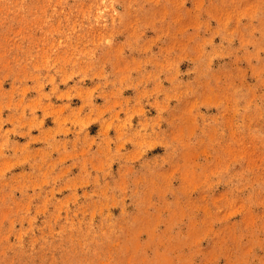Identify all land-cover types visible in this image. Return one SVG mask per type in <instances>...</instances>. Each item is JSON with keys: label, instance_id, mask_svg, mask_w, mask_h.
<instances>
[{"label": "rangeland", "instance_id": "rangeland-1", "mask_svg": "<svg viewBox=\"0 0 264 264\" xmlns=\"http://www.w3.org/2000/svg\"><path fill=\"white\" fill-rule=\"evenodd\" d=\"M0 264H264V0H0Z\"/></svg>", "mask_w": 264, "mask_h": 264}]
</instances>
